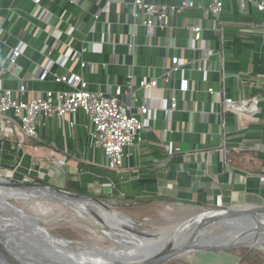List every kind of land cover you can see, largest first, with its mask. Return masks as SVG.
<instances>
[{
  "label": "crops",
  "instance_id": "obj_1",
  "mask_svg": "<svg viewBox=\"0 0 264 264\" xmlns=\"http://www.w3.org/2000/svg\"><path fill=\"white\" fill-rule=\"evenodd\" d=\"M192 1L193 8L171 15L169 27L147 34L141 19L131 17L129 2L0 0V88L12 90L16 98L29 101L47 90L66 88L54 80V73H78L89 90L106 94L118 85L125 90L130 75L157 79L156 87L137 90L135 105L148 103L157 110L141 139L124 148L120 173L107 168L100 148L89 145L90 124L82 111L39 117L37 138L29 141L16 122H0V170L15 169L17 177L33 167L42 174H33L40 182L71 177L80 187L105 196L132 202L167 198L193 211L264 204V101L251 117L221 107L223 97L241 100L260 93L264 11L252 2L242 8L239 0H219L216 24L205 11L210 0ZM193 24L202 28L195 48L190 47L188 29ZM19 41L26 43L24 52L11 64L8 50ZM65 52L70 53L66 59ZM175 55L184 61L182 75L190 90L176 91L177 110L167 118L162 109L169 105L179 74L169 82L159 76ZM48 59L50 75L38 80L39 67ZM81 62L90 63L92 70L81 68ZM223 139L228 163L219 150ZM166 146L179 151L168 155Z\"/></svg>",
  "mask_w": 264,
  "mask_h": 264
},
{
  "label": "built area",
  "instance_id": "obj_2",
  "mask_svg": "<svg viewBox=\"0 0 264 264\" xmlns=\"http://www.w3.org/2000/svg\"><path fill=\"white\" fill-rule=\"evenodd\" d=\"M75 2L76 0H68ZM118 3L129 2L132 5L131 17L141 19V25L146 29L147 34H151L155 28L165 29L170 25L171 15L181 12L185 8H193L195 3L192 0H181L179 4H163L149 2L146 0H108ZM240 6L244 8L248 2L256 5L259 11H264V1L258 0H239ZM222 10V3L219 0H210L205 6L208 13L217 24L218 15ZM103 10L94 14L98 18ZM217 27V26H216ZM192 33L190 47L195 48L194 43L201 39L202 28L193 24L188 26ZM223 44V42H222ZM26 43L19 41L15 46L9 48L7 60L15 64L17 59L23 54ZM133 48L134 44H128ZM64 58L70 56L65 52ZM170 63L166 66L164 72L159 76L162 82H169L173 75L178 73L176 86L169 98L168 107L162 109L167 118H171L172 113L177 110L176 91L181 94L190 90L189 79L182 75L184 61L178 56H172ZM62 64V63H61ZM81 68L92 70L90 63L81 62ZM197 69H201L197 67ZM50 75V59L40 65L37 74L38 80H45ZM55 81L63 83L66 88L57 91L47 90L42 95L36 96L29 101H23L15 97L12 90L0 88V122H16L20 130L25 135L26 141L37 138V120L39 117H63L66 114H75L78 111L84 112L89 120L90 129L88 132L89 145L98 147L102 150L106 166L108 169L120 173L123 171L124 148L131 146L134 142L141 139L140 133L147 126L152 113L157 109L149 106L148 103L135 105L137 102V90L150 89L157 86L156 78L135 80L130 75L129 82L124 90L122 86L115 87L113 94H106L102 91H91L87 88V83L78 73L69 75L56 73L52 74ZM251 84L256 81H250ZM24 91V86L20 87ZM208 92H212L208 88ZM264 81L260 83V93L254 96H248L241 100H235L229 97H223L221 107L223 111H233L238 114H244L248 117L254 116L260 103L264 101ZM127 96L129 100H125ZM137 111H134V108ZM135 108V109H136ZM19 148H23V143H17ZM219 150L223 154L225 163L229 162L228 150L225 147V140H222ZM34 150L39 149L38 145L32 146ZM170 149V150H169ZM168 155L178 152L179 148H169L166 146ZM15 169L0 170V175L12 177ZM33 174H42L39 170L29 167L26 174L22 175L23 180L35 182Z\"/></svg>",
  "mask_w": 264,
  "mask_h": 264
},
{
  "label": "water",
  "instance_id": "obj_3",
  "mask_svg": "<svg viewBox=\"0 0 264 264\" xmlns=\"http://www.w3.org/2000/svg\"><path fill=\"white\" fill-rule=\"evenodd\" d=\"M7 177L0 175V190H21L29 192L36 197L52 199L67 204L73 208L81 203L80 207L84 214L100 220L97 212L91 205H99L107 209L105 200L89 194L72 192L46 182H30L23 180L22 176ZM0 264H96L89 261H66L58 262L59 255L56 250H50L49 243L35 239L33 234L28 231L25 218H32L29 214L18 216L16 210L24 211L9 202L8 195H2L0 192ZM16 197L13 199H17ZM17 208V209H16ZM19 208V209H18ZM7 213L18 216L21 219L10 218ZM125 222L120 220V224L125 231L136 236L138 239L154 238L158 236L157 232H147L139 230L137 225L130 219L121 217ZM33 219V218H32ZM196 219H199L196 221ZM264 204L250 205L239 204L227 207H199L193 213L177 221V224L171 228L170 232L179 226L187 225V233L180 243H172L170 240L163 245L149 248L136 249L128 253V246L114 241L118 249H96L81 250L72 246V242L51 235L44 227L40 228L35 223V228L44 233H48L53 238L62 239L67 251L78 252H95L100 260L106 264H166L169 261L180 259L191 252H214L231 249L234 247H246L261 249V245H248L242 241H225L224 238L236 234L239 238H246L257 242V238L264 236ZM34 220V219H33ZM196 223V224H194ZM209 226H217L218 230L205 234ZM192 227V229H189ZM109 229L108 226H105ZM29 232V233H28ZM251 235V237H249ZM251 238V239H250ZM264 243V239L262 240ZM179 244V245H178Z\"/></svg>",
  "mask_w": 264,
  "mask_h": 264
},
{
  "label": "rangeland",
  "instance_id": "obj_4",
  "mask_svg": "<svg viewBox=\"0 0 264 264\" xmlns=\"http://www.w3.org/2000/svg\"><path fill=\"white\" fill-rule=\"evenodd\" d=\"M60 177L62 176L60 175ZM50 184L63 188L66 181L64 178H61L57 182H50ZM85 192L97 198H103L107 207L106 210L114 211L122 217L132 220L139 230L147 232L154 233L162 228L176 225L177 221L194 212V207L180 205L172 199L167 198L132 202L125 200L123 197L105 196L88 189ZM35 199L37 204H34V208L32 206L34 201L32 200L9 199V202L22 208L39 226L47 229L51 235L72 242V246H76L81 250H92V248L104 250L118 249L113 239L107 235V229L85 220L82 216L84 213H78L75 208L59 201L41 197ZM7 216L10 218L16 217L10 213H7ZM217 230V226H209L205 234H211ZM262 247L261 249H255L264 256V243ZM243 248L234 247L228 251L214 252L195 251L180 259L169 261L166 264H249L242 260L247 253ZM252 259L257 260L254 264H264V258L257 259L253 255Z\"/></svg>",
  "mask_w": 264,
  "mask_h": 264
},
{
  "label": "bare ground",
  "instance_id": "obj_5",
  "mask_svg": "<svg viewBox=\"0 0 264 264\" xmlns=\"http://www.w3.org/2000/svg\"><path fill=\"white\" fill-rule=\"evenodd\" d=\"M0 192L2 195H6V196L8 195L9 197H11L10 199L20 197L17 199L32 200L34 201V203L32 204L33 208H34V204H37V201L35 199L37 197L33 196L32 194H29V192L27 193L25 191L22 192L21 190H14V189H8V190L3 189V190H0ZM0 198L2 197L0 196ZM82 206L84 205L81 203H79L76 206L75 209L78 211V213H84L82 209H80V207ZM91 206L93 210L97 212L98 216L100 217V220L91 216L90 214H82L84 219L87 220L88 222L96 223L103 227L108 226L109 229H107L106 231L107 235L111 239H113V241H116L118 243H122L128 246V248L126 249L128 253H131L135 251L136 249H141V250L149 249V248L151 249V248L163 245L164 243L168 242V240H170L172 243H175V242L180 243V241L183 240V238L185 237L187 233V230H186L187 225L179 226L177 229H174L173 231L170 232L171 228L174 227V225H171L166 228H162L159 231L158 236L154 238L138 239L136 236L128 233L127 231H125V229L122 228L120 224V220L125 222V224L130 225V223L124 221L121 218L122 217L121 215L115 213L114 211H108L105 208H102L101 206L96 205V204L91 205ZM16 213L18 216L20 215L24 216V214H26L25 211L19 212V210H16ZM18 216H16L17 217L16 219H21ZM198 220L199 219H196V221ZM25 221L28 226V231L33 234V237L37 239V241L41 240L43 242L49 243L50 250H56L58 252V255H59L58 262L62 263L66 261L74 262L78 260L79 261L85 260V261H89V262L96 263V264H106V262L99 259V257L97 256L95 252L90 253V252H78L77 251V253H73V252L67 251L64 247V242L62 239L53 238L51 235H48V233L39 231V229L37 230L35 228L36 222L32 218H25ZM261 221L264 222V219ZM189 229H192V227H190ZM249 237H251V235H249ZM230 239H233V241H242L243 243H246L248 245L257 246V245L263 244L262 240L264 239V236L257 238L256 240L257 242H255L253 239L246 241L245 237L240 239L239 236H237L236 234L229 235L224 238L225 241L230 240Z\"/></svg>",
  "mask_w": 264,
  "mask_h": 264
},
{
  "label": "trees",
  "instance_id": "obj_6",
  "mask_svg": "<svg viewBox=\"0 0 264 264\" xmlns=\"http://www.w3.org/2000/svg\"><path fill=\"white\" fill-rule=\"evenodd\" d=\"M34 181H40L38 179H35ZM63 189L68 190V191H72V192H78V193H83V194H88L87 192H85V188L80 187L79 182L72 180L71 177H68L66 180V184L65 186H63ZM227 250H223V251H228ZM244 251H247V253L244 255L243 259L245 263H249V264H254L255 262H257V260L252 259L253 255H255V257H257V259H263L264 256L262 255L261 252L257 251L255 248H243Z\"/></svg>",
  "mask_w": 264,
  "mask_h": 264
}]
</instances>
